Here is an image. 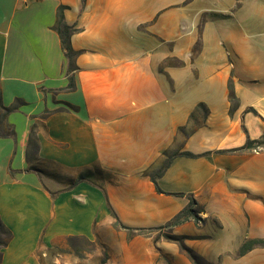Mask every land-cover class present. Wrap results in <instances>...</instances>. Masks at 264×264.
<instances>
[{
    "label": "crops",
    "instance_id": "1",
    "mask_svg": "<svg viewBox=\"0 0 264 264\" xmlns=\"http://www.w3.org/2000/svg\"><path fill=\"white\" fill-rule=\"evenodd\" d=\"M61 6L79 29L71 37L80 52L74 73L55 30ZM214 9L202 0H0V92L3 105L15 107L7 122L16 133L0 137V218L13 235L1 264H47L48 252L71 237L99 238L112 251L110 233L128 258V236L114 227L108 204L124 225L154 228L188 206L187 196L175 194L193 195L235 251L264 239V149L220 153L264 134V42L248 36L256 9L242 6L226 37L232 48L218 50L204 13ZM215 10L222 14L213 17L228 11ZM203 30L212 51H202ZM230 80L239 103L233 111ZM32 136L39 150L29 161ZM176 151L201 157H176L158 193L150 175L164 153ZM209 227L191 220L171 232L203 237L186 240L195 246L210 238ZM150 242L129 241V249H146L131 254L144 255L141 264L155 260ZM161 243L177 264H192L177 246ZM219 258L208 260L264 264V248Z\"/></svg>",
    "mask_w": 264,
    "mask_h": 264
},
{
    "label": "rangeland",
    "instance_id": "2",
    "mask_svg": "<svg viewBox=\"0 0 264 264\" xmlns=\"http://www.w3.org/2000/svg\"><path fill=\"white\" fill-rule=\"evenodd\" d=\"M202 2L209 7H213L215 9H228L225 13V16L220 17H213L214 13H220L222 12L216 11L215 9L210 12H204L208 13V16L206 17L207 22H212V26L210 27V34L209 38H217V40H214L213 42L221 44H216L218 47V50H230L232 48L231 43L227 42L226 37L228 31L232 30L234 27H237L236 20L233 18L235 12L237 10L244 6L245 9H256L255 14H253L251 18H255L257 23L253 24L247 29L248 36L254 41L258 43L264 42V0H202ZM199 5V6H198ZM202 4H199L198 1L195 5L197 7L196 9L200 8ZM238 10V12H239ZM203 13V14H204ZM250 14V11H246L245 13H242L241 16H243L244 19L248 18ZM224 15V14H223ZM228 18H227V16ZM206 24V23H205ZM202 46L203 50L212 51L215 49V44L212 45L209 42H204V30H203V36H202ZM181 45L183 47V40L180 41ZM225 42V43H224ZM212 43V42H211ZM171 46H174V44H171ZM180 46V44H179ZM198 47V46H197ZM199 48V47H198ZM197 48V49H198ZM202 113L204 112L203 109L200 110ZM261 149H259L260 151ZM258 152V151H256ZM172 153H168V156ZM163 163V162H162ZM162 165V164H161ZM160 165V166H161ZM158 169L154 170L153 172H156ZM152 172V173H153ZM200 220L198 222H195V224L200 227L204 228L205 225L210 221L212 223V227L206 228V235L210 236L209 239L203 240L200 242H196L195 246H188L186 241L187 239H200L203 237H187V239L179 241H172L168 239L166 236L173 235L171 232L172 230L169 229H161L156 231L147 232L149 233V237H151L150 246L148 245V249L150 252H152L155 255V260L152 264H177L178 262L174 256L167 250L162 249L160 247L161 242H166L170 244H174L179 248L180 254H182L190 263L192 262L190 258L187 256L185 252L182 251L181 244L184 243L186 246L192 248L195 250L196 253L203 256L206 260L211 259H219L220 256H222V260L226 257H231L232 254L235 256L237 255L238 251H235L232 249V245L225 244L222 242L223 236H220L216 233L217 226L219 225L218 220L215 217H209L208 219H204L199 214ZM116 230H119L116 228ZM128 236V241H126L125 245L128 244L126 248H128L127 254L128 258H124L125 251L122 250V242L119 235H114L112 233L107 234V244L113 248L109 249V247L102 242L101 239H97V241L93 242V244H89L84 240H75L72 242V244L67 241L64 247L56 248V250H52L48 252V256L46 257L47 264H55L53 263L55 258L59 259V263L56 264H141L146 261L144 258V255H139L140 257L134 258L132 257V253H136L137 251L146 254V249L143 245L137 244L135 246V250L129 249L131 245L129 244L130 239H132L128 232L124 231ZM175 236V235H173ZM143 239L148 238L147 236H141ZM177 238H181L184 236H175ZM71 244V245H70ZM124 245V246H125ZM115 248L117 250H115ZM150 256V255H149ZM208 260V261H209ZM219 260H217L215 263L210 262L211 264H219ZM221 260V261H222ZM105 262V263H104ZM193 264V263H192Z\"/></svg>",
    "mask_w": 264,
    "mask_h": 264
},
{
    "label": "trees",
    "instance_id": "3",
    "mask_svg": "<svg viewBox=\"0 0 264 264\" xmlns=\"http://www.w3.org/2000/svg\"><path fill=\"white\" fill-rule=\"evenodd\" d=\"M83 5H85L86 0H82ZM66 7L61 6L58 9L57 13V22L55 25V30L58 32L61 43H62V48L64 51V54L67 58L68 64H69V72L74 73L78 70L75 59L76 57L80 54V52L75 51L72 47L71 44V37L75 33L79 31V29L76 27V25H70L65 21L64 18V11ZM172 64V63H171ZM74 78L72 77L70 80V84L67 87L68 90L74 89ZM229 90H230V102L232 103V111L238 107V99L236 97L235 91H234V85L232 80L229 82ZM15 107L8 108L5 107L2 103V98H1V92H0V137H16L15 130L12 126H10L7 122V117L8 115L13 111ZM198 109H203L204 113L207 115L208 109L204 104H199ZM248 112H253L255 115L260 116L256 110L253 108H249ZM264 121V119H263ZM259 149H264V134L259 138V139H251L248 136L247 142L244 146L233 149V150H228V151H220V153H245L248 151H259ZM39 150V144L38 142L33 138H30V143H29V150H28V160L31 161L34 157L35 154ZM165 160L163 161L162 165L158 168L156 172L151 173L150 178L152 182L154 183L156 187V191L158 193H165L159 186V179L164 175V173L167 171L169 166L171 165L172 161L176 157H188V158H198L201 157L200 155L193 154L192 152H180L176 151L173 152L168 156V152L164 153ZM103 190V188L101 187ZM105 192V191H104ZM176 196H187L189 199V204L186 208H184L181 212H179L176 216H174L169 222H167L165 225L160 226V227H154V228H132L124 225L116 215V213L112 210L110 204L109 209L111 211L112 216L115 218L114 222V227L123 230L129 233L130 237L133 238L135 236H147L149 237L148 231H156V230H161V229H173L176 226L182 225L184 223H187L191 220L198 222L200 220L199 214L202 212L201 208L198 205V202L196 201L195 197L193 195H185V194H175ZM107 197V195H106ZM12 232L10 229L3 223V221L0 218V264L2 261V253L3 249L6 248L9 243L12 240ZM168 239L172 241H179L187 239V237H181L177 238L173 235L166 236ZM84 240L89 244H93V242L89 241L88 239L84 237H71L69 238V242L72 244L73 241L75 240ZM70 244V245H71ZM182 251L187 254V256L190 258L193 264H211L208 260H206L203 256L199 255L198 253L195 252L192 248L186 246L184 243L181 244ZM256 248H264V239H249L246 240L240 250L238 251V256H244L248 252L252 251L253 249ZM105 263V262H104ZM171 264V263H168Z\"/></svg>",
    "mask_w": 264,
    "mask_h": 264
},
{
    "label": "built area",
    "instance_id": "4",
    "mask_svg": "<svg viewBox=\"0 0 264 264\" xmlns=\"http://www.w3.org/2000/svg\"><path fill=\"white\" fill-rule=\"evenodd\" d=\"M20 1L25 3V4L29 2V0H20Z\"/></svg>",
    "mask_w": 264,
    "mask_h": 264
}]
</instances>
